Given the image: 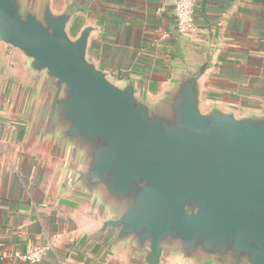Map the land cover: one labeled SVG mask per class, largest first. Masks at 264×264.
I'll return each instance as SVG.
<instances>
[{
  "label": "water",
  "instance_id": "obj_1",
  "mask_svg": "<svg viewBox=\"0 0 264 264\" xmlns=\"http://www.w3.org/2000/svg\"><path fill=\"white\" fill-rule=\"evenodd\" d=\"M71 19L49 4L38 13L0 0V45L44 76L39 126L83 153L78 181L116 213L99 233L132 241L146 264H161L165 252L264 264V114L204 112L199 81L209 61L148 104L88 60L92 29L73 37Z\"/></svg>",
  "mask_w": 264,
  "mask_h": 264
},
{
  "label": "crops",
  "instance_id": "obj_2",
  "mask_svg": "<svg viewBox=\"0 0 264 264\" xmlns=\"http://www.w3.org/2000/svg\"><path fill=\"white\" fill-rule=\"evenodd\" d=\"M40 13L71 14L76 37L92 29L87 58L121 85L156 104L177 80L209 61L199 81L201 109L238 117L264 114V0H196L198 32H176L174 0H21ZM0 264H146L130 240L99 233L116 218L78 181L83 153L38 118L44 76L20 52L0 45ZM161 264H218L165 252Z\"/></svg>",
  "mask_w": 264,
  "mask_h": 264
},
{
  "label": "built area",
  "instance_id": "obj_3",
  "mask_svg": "<svg viewBox=\"0 0 264 264\" xmlns=\"http://www.w3.org/2000/svg\"><path fill=\"white\" fill-rule=\"evenodd\" d=\"M196 0H174V16L176 32L179 35L193 37L198 32L194 15ZM45 248H35L28 252L23 259L35 264L39 263L45 256Z\"/></svg>",
  "mask_w": 264,
  "mask_h": 264
}]
</instances>
